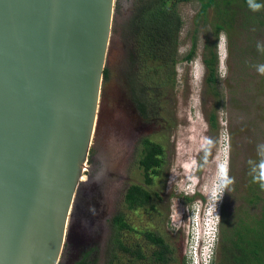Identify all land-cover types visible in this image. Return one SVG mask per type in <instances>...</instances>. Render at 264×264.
<instances>
[{
	"label": "rangeland",
	"instance_id": "1",
	"mask_svg": "<svg viewBox=\"0 0 264 264\" xmlns=\"http://www.w3.org/2000/svg\"><path fill=\"white\" fill-rule=\"evenodd\" d=\"M136 2L137 0H116V6L119 3L120 9H115V26L113 25L106 59L109 77L103 81L94 132V136L98 138L104 134L101 126L120 127L126 134L124 138L129 137L132 143L129 142V147L124 149L119 168L115 169L116 156H110L113 158L112 171L122 176H107L104 183L102 204L107 207V213L101 221L104 232L97 239L99 243L92 248L89 258H98L97 264H109L110 251L113 250L111 240L116 231L113 218L122 212L129 227L121 230V238L133 250H141L143 257L117 250L116 264H194L191 256L193 247L203 240H208L213 245L216 239L222 238L224 211V228L236 225L234 230L237 234L243 230L239 226L240 220L249 211L241 192L251 189L252 173L247 169H251V164L258 168L255 160L258 152L251 148L252 143L246 140L240 130L235 106L232 107V97L236 90L241 95L246 92L244 89L247 84L245 81L242 85L239 84V79L253 77L259 84H264V75L255 67V62L259 61L263 53L261 49L264 50V27L252 30V26H244L247 12L245 8H240L236 17H233L235 20L230 30H223L216 39L214 29L215 23L219 21V6L211 7L203 15L200 13V0L179 3L177 10L182 17L183 27L179 32L178 52L175 53V78L167 83L160 63L154 58L138 59L136 46L125 32L124 25L132 15ZM254 21L251 20L253 24ZM194 43L195 55L192 60L187 61L183 57ZM207 46L215 49L218 54L219 86L222 93L217 110L219 129L214 132L209 126L207 113L215 101L204 89L206 67L203 53ZM250 53L253 54L254 63L251 60L250 66H246V72H241L238 59L242 55L251 59ZM133 92L140 93L142 100H148L147 118L139 115ZM139 129L141 135H135ZM111 137L107 131L103 140L96 138L97 143L95 142V148L90 152L84 171L85 181L89 176L86 174L87 170L93 175L91 181L96 184V190L92 188L94 193L99 190L96 176H101L102 160H105L106 153L109 152L106 148L105 152H99L97 146L102 144L105 147L107 144L104 140L110 142L113 140ZM144 137L161 144L165 160L161 173L155 175L153 183L148 186L145 185L144 171L139 165L143 149L140 140ZM111 144L113 142L108 144L110 149ZM225 169L227 179L232 180V183H225ZM253 171L259 174V169ZM134 184L145 185L150 190L152 198L149 203L135 207L127 205L125 196L129 187ZM91 185L89 181L80 185V197L87 200L90 198L88 193L93 194L89 192ZM189 198L193 200L190 201ZM104 207L101 205L99 211L102 208L104 210ZM215 208L218 210V235L208 225L212 222L210 214ZM252 209L259 214L256 215L258 218L263 217L256 206ZM80 213L81 207L76 215H81ZM83 217L80 218V224L84 222ZM230 222L232 225H228ZM147 232H152L165 241L167 248L163 261L158 256L160 247L147 237ZM223 239V244H227V239ZM64 247L61 262L66 263L67 243ZM224 250L216 242L212 264L226 258ZM81 256L82 254L80 258L83 257Z\"/></svg>",
	"mask_w": 264,
	"mask_h": 264
},
{
	"label": "water",
	"instance_id": "2",
	"mask_svg": "<svg viewBox=\"0 0 264 264\" xmlns=\"http://www.w3.org/2000/svg\"><path fill=\"white\" fill-rule=\"evenodd\" d=\"M115 9L116 0H0V264H59L66 243L83 244L79 188ZM99 186L89 187L97 205Z\"/></svg>",
	"mask_w": 264,
	"mask_h": 264
},
{
	"label": "trees",
	"instance_id": "3",
	"mask_svg": "<svg viewBox=\"0 0 264 264\" xmlns=\"http://www.w3.org/2000/svg\"><path fill=\"white\" fill-rule=\"evenodd\" d=\"M189 0H137L133 13L128 19L125 26V32L131 38V41L136 46L138 59L142 58H154L155 61L160 63V68H163L165 72V79L167 83L171 78H175V53L178 52V40L179 32L183 27V20L177 10L179 3ZM201 10L200 13L205 15L208 10L213 6H219V21L215 23L214 36L219 38L223 30H230L233 24L236 14L240 8H245L247 12L246 21L243 25L251 27L252 30H258L264 27V8L260 11H252L249 7L248 0H200ZM255 3L264 5V0H255ZM116 9H120L119 3ZM120 12V11H118ZM254 19L253 24L251 20ZM115 26V25H114ZM264 30V29H263ZM261 58L255 62V67L264 65V50L261 49ZM196 52V44L190 48L188 53L184 55V59L187 61L192 60ZM251 59L247 55H242L240 60L241 72L246 70V66L249 67ZM255 57V56H254ZM203 62L206 67V75L204 79V89L207 91L215 103L210 108V112L207 113V119L211 131L214 132L219 129L218 120V106L221 103L222 93L220 91V76L218 73L219 58L217 51L211 49L210 46L204 50ZM172 69V70H171ZM246 72V71H245ZM109 77V70L106 68L104 71V80ZM133 76H131L132 78ZM135 81V79H134ZM245 81L247 84L244 95H241L239 91L233 93L232 102L235 106V112L237 120L240 126V130L245 135L246 140H249L251 148L257 153L256 163L258 168H254V164H251V189L241 192L245 206L248 208V213L240 220L239 226L243 229L242 232L236 233L234 228L236 225L230 228H224L226 222V214L222 216V226L220 245L224 250V260H220L217 264H264V190L260 187V181L254 182V177H258L253 170L259 169V165L264 161V84H259L253 77L249 79H239L238 83L242 85ZM135 87V85H134ZM142 90V89H141ZM134 91V89H133ZM139 92V89H138ZM138 92L134 95V101L136 102L138 110L142 113L144 118L149 116V103L148 100L141 99V94ZM143 93V91H142ZM248 101L245 102V100ZM142 153L139 159L140 166L145 170V185H151L153 183L154 176L160 173V167L162 165L161 155L163 154V147L156 141L146 137L142 141ZM151 169V170H150ZM152 173V175H151ZM141 184H134L129 187L125 201L129 207H135L137 205L149 203L152 198L150 190ZM231 186V184H230ZM192 201V198H189ZM256 206V210L263 216L261 219L256 216L258 213H254L252 207ZM260 207H262L260 209ZM259 215V214H258ZM115 225V234L111 240L112 249L110 251L109 264H116L117 250L129 252L137 257H143L141 250H133L131 247L124 244L121 238V230L125 227H129L122 212L117 213L113 218ZM228 225H232L228 223ZM238 226V225H237ZM147 237L160 247L158 252L159 259L163 261L165 257L166 244L162 237L147 232ZM223 238L227 239V244H223ZM90 253L83 256L80 260L74 264H97L99 259H90ZM59 264H67L60 262Z\"/></svg>",
	"mask_w": 264,
	"mask_h": 264
},
{
	"label": "flooded vegetation",
	"instance_id": "4",
	"mask_svg": "<svg viewBox=\"0 0 264 264\" xmlns=\"http://www.w3.org/2000/svg\"><path fill=\"white\" fill-rule=\"evenodd\" d=\"M138 113L142 118L144 117L139 110H138ZM108 127H109V125L101 126L102 132L104 134H107V131H109V135L112 136L111 138L113 140L110 141V142H113V144H111L112 149H110L108 147L109 141H107V139L104 140V141H106V144H107L105 147L102 144L97 146V149L99 152H101L102 150H103V152H105L106 149L109 151L108 153H106L105 160L104 159L102 160L103 161L102 162L103 167L99 173V175H101V176L100 177L96 176V180L99 181L98 184L102 187L104 186V183L106 182L107 176H117V177L122 176L119 173H114L112 171L113 169H112L111 164H112L113 158H110V156H116L114 158V160H115L114 165H115V169L117 167L119 168L120 164L122 163V157L124 156V153H125L124 149L126 148V146L129 147V142H131L129 137L124 138V137H126L124 129H121L120 127H115V126H113V128H110V127L108 128ZM103 128H106V130ZM110 129H111V131H110ZM104 134L100 135L98 138L96 137L97 140L99 138H100V140H103ZM135 135H141V130L139 129L137 131V134H135ZM132 136H133V134H132ZM144 138H146V137H144ZM143 139L140 140L141 145H142ZM161 158H162V165L159 166L160 167L159 168L160 173H161L162 167L164 165V161H165L164 160V149H163V154L161 155ZM143 171H145V170L143 169ZM86 174L89 176L85 182L89 181V182H91V184H95V181H91L93 175L89 172V170H87ZM151 175H152V173H151ZM101 179H103V181ZM99 185H97V186H99ZM88 194H89L90 198L88 200L86 199L87 204H85V209L87 210L86 211L87 214H86V216L83 217V219H84L83 225L85 224L83 227H84V229H86L84 232L85 233V239L83 241V244L81 246H78V247L76 246V244L74 242L67 244L66 253H65V258H66V256H68V261H67L68 263L66 262L67 264H74L76 261L80 260L81 259L80 254H82V256H85L86 254L90 253L92 251V248L94 246H96V244L99 243V242H97V239H99V237H102V233L104 232V227L101 225V221L103 220V216L107 213V209H106L107 207L106 206L104 207L105 204L104 205L102 204L103 203L102 201L104 199V195H103V193L101 194V196H102L101 202H98L99 205H97L93 201V198H95V197H93V195H91L90 193H88ZM101 205H102V207H104V210L102 208V210L99 211ZM88 211L90 212V214L88 213ZM102 224H103V222H102ZM219 243H220V238H219L218 245H219Z\"/></svg>",
	"mask_w": 264,
	"mask_h": 264
},
{
	"label": "clouds",
	"instance_id": "5",
	"mask_svg": "<svg viewBox=\"0 0 264 264\" xmlns=\"http://www.w3.org/2000/svg\"><path fill=\"white\" fill-rule=\"evenodd\" d=\"M248 3H249V7L252 11H260L262 8H264V5L262 4H258V3H255V0H248ZM260 46L258 45V48ZM257 71L264 75V65H260L258 66L257 68ZM256 180H259L260 181V187L262 190H264V161H262L259 165V176L258 177H254V182ZM233 181L230 180V179H227V170L225 169V183H232ZM215 195V193H214ZM219 193H217L216 196H218ZM217 216H218V210L217 208H215V211L211 212L210 214V218L212 220V222L210 223L209 222V226H211L213 229H214V233H217V230H216V227H217ZM219 224V222H218ZM213 233V231H212ZM216 242H217V245H218V242H219V238L216 239L215 243L212 245L208 240H203V242L201 244H197V246L195 247L196 248V251H197V258L194 254V247L192 249V258H193V262L194 264H212L214 262V259H215V253H216ZM197 259V260H196Z\"/></svg>",
	"mask_w": 264,
	"mask_h": 264
},
{
	"label": "built area",
	"instance_id": "6",
	"mask_svg": "<svg viewBox=\"0 0 264 264\" xmlns=\"http://www.w3.org/2000/svg\"><path fill=\"white\" fill-rule=\"evenodd\" d=\"M194 254H195V256L197 255L196 248H194ZM196 258H197V256H196ZM196 260H197V259H196Z\"/></svg>",
	"mask_w": 264,
	"mask_h": 264
},
{
	"label": "bare ground",
	"instance_id": "7",
	"mask_svg": "<svg viewBox=\"0 0 264 264\" xmlns=\"http://www.w3.org/2000/svg\"><path fill=\"white\" fill-rule=\"evenodd\" d=\"M109 144H110V142H109ZM82 179H84V176H83V178H82ZM95 190H96V189H95ZM86 197H87V196H86ZM214 211H215V210H214ZM88 213H89V211H88ZM82 224H83V223H82ZM84 225H85V224H84ZM84 225H83V226H84ZM85 230H86V229H85ZM217 231H218V230H217ZM217 235H218V233H217Z\"/></svg>",
	"mask_w": 264,
	"mask_h": 264
}]
</instances>
